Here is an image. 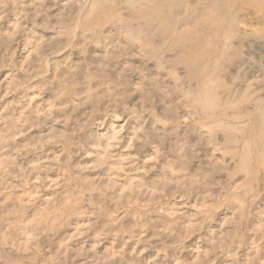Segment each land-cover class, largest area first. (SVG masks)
<instances>
[{
	"label": "rangeland",
	"instance_id": "rangeland-1",
	"mask_svg": "<svg viewBox=\"0 0 264 264\" xmlns=\"http://www.w3.org/2000/svg\"><path fill=\"white\" fill-rule=\"evenodd\" d=\"M263 130L264 0H0V264H264Z\"/></svg>",
	"mask_w": 264,
	"mask_h": 264
},
{
	"label": "bare ground",
	"instance_id": "bare-ground-1",
	"mask_svg": "<svg viewBox=\"0 0 264 264\" xmlns=\"http://www.w3.org/2000/svg\"><path fill=\"white\" fill-rule=\"evenodd\" d=\"M158 1H160V2H164V3H166L168 0H158ZM206 2H208L209 4H210V0H205ZM71 6V5H70ZM194 11H192V13H193ZM239 54V53H238ZM250 55V54H249ZM246 56H248V55H246ZM244 57V56H243ZM251 57V56H250ZM256 57V56H255ZM254 57V58H255ZM247 58V57H246ZM245 58V59H246ZM244 59V60H245ZM256 59V58H255ZM249 60H251V59H248V63H249ZM245 61H247V59L245 60ZM247 63V62H246ZM249 65V64H248ZM251 65V64H250ZM250 67V66H249ZM256 69V68H255ZM255 69L253 70V72L255 71ZM260 70V69H259ZM262 136H264V130H263V132H262Z\"/></svg>",
	"mask_w": 264,
	"mask_h": 264
}]
</instances>
